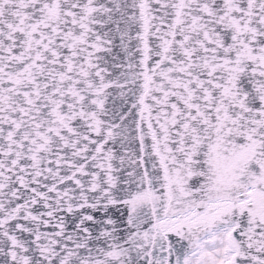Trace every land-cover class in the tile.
<instances>
[{
    "label": "snow or ice",
    "instance_id": "1",
    "mask_svg": "<svg viewBox=\"0 0 264 264\" xmlns=\"http://www.w3.org/2000/svg\"><path fill=\"white\" fill-rule=\"evenodd\" d=\"M0 264H264V0H0Z\"/></svg>",
    "mask_w": 264,
    "mask_h": 264
}]
</instances>
